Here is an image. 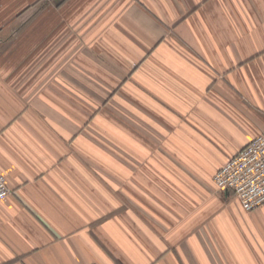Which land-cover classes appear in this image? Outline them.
<instances>
[{
  "label": "crops",
  "instance_id": "crops-1",
  "mask_svg": "<svg viewBox=\"0 0 264 264\" xmlns=\"http://www.w3.org/2000/svg\"><path fill=\"white\" fill-rule=\"evenodd\" d=\"M263 131L264 0H0V264H264Z\"/></svg>",
  "mask_w": 264,
  "mask_h": 264
},
{
  "label": "built area",
  "instance_id": "built-area-1",
  "mask_svg": "<svg viewBox=\"0 0 264 264\" xmlns=\"http://www.w3.org/2000/svg\"><path fill=\"white\" fill-rule=\"evenodd\" d=\"M218 189H231L245 210H253L264 203V131L239 153L228 157L215 172ZM4 174L0 173V200L12 194ZM96 264V263H94Z\"/></svg>",
  "mask_w": 264,
  "mask_h": 264
}]
</instances>
